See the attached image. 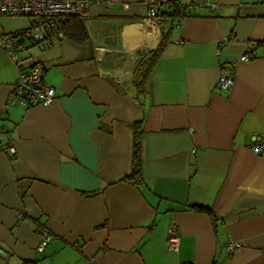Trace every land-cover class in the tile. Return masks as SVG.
Wrapping results in <instances>:
<instances>
[{
    "label": "crops",
    "instance_id": "obj_1",
    "mask_svg": "<svg viewBox=\"0 0 264 264\" xmlns=\"http://www.w3.org/2000/svg\"><path fill=\"white\" fill-rule=\"evenodd\" d=\"M103 1L89 0L79 18L82 42L56 33L48 47L23 41L55 89L49 105L9 103L18 70L0 49V144L16 150L0 151V264H264V0H210L214 12L201 0ZM29 23L1 15L0 35ZM161 40L138 94L135 72ZM248 48L256 58L217 89L222 63ZM136 121L133 184L122 178ZM172 220L177 252L166 248ZM41 227L50 237L40 250ZM230 241L241 248L228 253Z\"/></svg>",
    "mask_w": 264,
    "mask_h": 264
},
{
    "label": "built area",
    "instance_id": "obj_2",
    "mask_svg": "<svg viewBox=\"0 0 264 264\" xmlns=\"http://www.w3.org/2000/svg\"><path fill=\"white\" fill-rule=\"evenodd\" d=\"M109 0L103 1L108 3ZM205 6L209 12H214L217 4L210 0L198 2ZM195 2L179 3L178 10L181 15L185 14L186 7ZM126 6V5H125ZM89 0H0V16H22L30 19L29 25L19 31L4 32L0 35V49L6 51L13 63L17 66L18 76L11 89L9 103L24 108L35 105L46 106L55 100L56 93L54 87L44 83V70L37 58L33 54H27L21 45L22 39H29L34 43H42L46 47L50 45V29L54 27L57 20L64 21L72 16L80 18L89 15ZM147 20L150 23H158L160 20L159 10L152 5L147 8ZM58 36L63 34L58 31ZM230 40L226 38L217 47V53ZM26 53V55L24 54ZM256 58L253 48H248L237 59L222 63L221 72L216 82V88L229 90L234 82L233 69L238 62L249 61ZM1 132V127H0ZM257 139H260L257 137ZM262 148L259 146V149ZM0 151L15 155L13 146L0 144ZM40 233L42 241L39 244L41 250L49 240V232L41 227ZM180 245V232L177 224L172 220L167 228L166 248L169 251L177 252ZM241 248L237 241H230L226 245L228 253Z\"/></svg>",
    "mask_w": 264,
    "mask_h": 264
},
{
    "label": "trees",
    "instance_id": "obj_3",
    "mask_svg": "<svg viewBox=\"0 0 264 264\" xmlns=\"http://www.w3.org/2000/svg\"><path fill=\"white\" fill-rule=\"evenodd\" d=\"M176 6V10L173 13V16L181 15L178 10V4L174 3ZM184 15V14H183ZM182 15V16H183ZM78 16H72L68 19L61 21L57 20L55 22L54 27L50 29V34H55L60 31L63 36L69 38L74 42H82L84 39V29L82 27L81 21ZM29 41L33 44L34 42L29 39H22L19 41L18 45L26 52L27 48L24 47L23 41ZM164 40H161L159 45L154 49L149 56H147L137 68L135 75L133 77V84L137 90L138 94H141L145 91V85L148 81V78L157 63L160 54L164 47ZM141 121H136L133 123V154H132V163H131V171L128 175L122 178L123 181H127L133 184H138L141 182ZM1 127V126H0ZM192 210L197 212H205L211 215L213 219H216V215L213 209L209 206L195 204L189 206Z\"/></svg>",
    "mask_w": 264,
    "mask_h": 264
},
{
    "label": "water",
    "instance_id": "obj_4",
    "mask_svg": "<svg viewBox=\"0 0 264 264\" xmlns=\"http://www.w3.org/2000/svg\"><path fill=\"white\" fill-rule=\"evenodd\" d=\"M7 254L6 252L0 248V257L6 258Z\"/></svg>",
    "mask_w": 264,
    "mask_h": 264
},
{
    "label": "rangeland",
    "instance_id": "obj_5",
    "mask_svg": "<svg viewBox=\"0 0 264 264\" xmlns=\"http://www.w3.org/2000/svg\"><path fill=\"white\" fill-rule=\"evenodd\" d=\"M37 51V49L35 50V52ZM26 55V53H24Z\"/></svg>",
    "mask_w": 264,
    "mask_h": 264
}]
</instances>
